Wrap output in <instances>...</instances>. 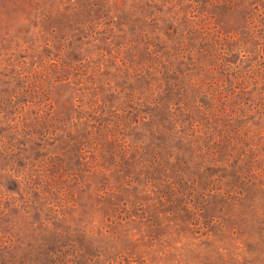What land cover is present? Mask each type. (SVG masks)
I'll return each mask as SVG.
<instances>
[{
	"label": "rangeland",
	"instance_id": "374dc122",
	"mask_svg": "<svg viewBox=\"0 0 264 264\" xmlns=\"http://www.w3.org/2000/svg\"><path fill=\"white\" fill-rule=\"evenodd\" d=\"M0 264H264V0H0Z\"/></svg>",
	"mask_w": 264,
	"mask_h": 264
}]
</instances>
